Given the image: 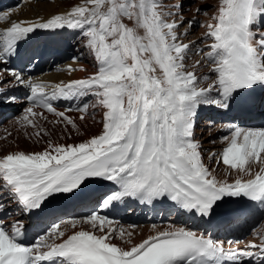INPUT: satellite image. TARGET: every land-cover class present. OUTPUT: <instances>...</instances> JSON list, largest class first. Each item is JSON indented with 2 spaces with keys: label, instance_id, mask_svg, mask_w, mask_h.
Masks as SVG:
<instances>
[{
  "label": "snow or ice",
  "instance_id": "obj_1",
  "mask_svg": "<svg viewBox=\"0 0 264 264\" xmlns=\"http://www.w3.org/2000/svg\"><path fill=\"white\" fill-rule=\"evenodd\" d=\"M205 2L194 0L187 20L175 0H77L48 17L18 21L12 20L15 8L0 11L6 25L0 29V103L15 102L10 88L28 89V106L12 125L45 144L35 152L0 149V213L7 201L31 215L58 197L89 209L47 226L31 244L23 242L22 220L6 224L0 216V264H264V228L253 231V240H228L227 248L175 226L135 242L133 231L103 213L124 199L167 203L209 224L230 199L264 210V127L240 125L264 116V0H218L211 22L200 25L205 31L184 43ZM64 30L77 34L94 62L92 75L50 85L7 66L34 35ZM45 55L34 49L28 62ZM88 96L94 101L76 109L53 104ZM90 108L102 112L99 134L75 144L52 140L48 125H62L61 138L70 137V129H80L68 113L78 111L83 121ZM203 109L227 120L221 127L230 132L207 162L195 137ZM214 124L209 120V129ZM5 131L4 139L12 136ZM96 181L115 187L94 196L90 185Z\"/></svg>",
  "mask_w": 264,
  "mask_h": 264
},
{
  "label": "bare ground",
  "instance_id": "obj_2",
  "mask_svg": "<svg viewBox=\"0 0 264 264\" xmlns=\"http://www.w3.org/2000/svg\"><path fill=\"white\" fill-rule=\"evenodd\" d=\"M180 1L181 0H175V2L178 3H180ZM31 2L25 3L19 8H16V0H0V10H8L13 6L16 11L12 16V20L15 21L34 19L37 15L43 18L48 17L50 14L59 13L68 9L70 6L74 5L77 0H33ZM213 4L215 5H210L208 10H206L209 15H205V18H203V25L211 22L210 17L216 9L218 0ZM5 26L6 25L3 22H0V29ZM37 48L45 51L46 55L43 58H38L33 63H29L28 57L31 55L32 51ZM73 56L76 57L75 61H73L72 59ZM188 62L191 63V60H189ZM7 66L15 68L18 71L23 69V75L26 79L31 78L32 80H35L37 82H44L50 85H55L58 83H67L74 79H83L87 76L92 75L95 71V65L93 60L86 54H83V50L81 49L77 34L68 30H64L63 32L56 34L38 33L34 35L32 39L21 44L19 55L13 58ZM69 66H71V68L75 70L68 71ZM26 69L32 72L33 76L28 77L25 73ZM203 72H206V69L201 70V72H199L198 74H202ZM28 91V89L22 86H18L15 88H10L9 94L15 96L17 100L22 99V102L25 104V107H27L28 101L26 100V95L28 94ZM93 101L94 97L88 96L86 98L71 101L60 99L58 101H53V104L55 107H57L58 110L63 111L69 107L76 109L83 103H92ZM37 110L39 111V109ZM48 115L51 119V114ZM68 115L76 119L80 131L76 132L70 129L71 136L69 137L67 133H64L63 138H61L63 126L61 125L53 129L51 125H48L47 127L51 132V138L53 141L59 142L61 144L80 143L93 135L99 134V132L102 130V125L99 123V121L102 119V112L100 109L90 108L88 110V115L86 119L83 121L79 119L80 113L78 111H70ZM209 120L215 121L216 124L228 123L227 120L222 121L213 109H203L199 113L195 128V137L197 140H199L201 144V152L203 154L205 162H207V157L210 152H220L222 151L223 147L226 146L224 145L221 148V146H217L214 144V135L217 134V130L221 131L223 135H230V132L226 128H222L220 125H214V127H211V129H209ZM240 125L242 127L260 128L264 127V122L262 123L261 120H253L250 122L244 121ZM1 127L3 126L1 125L0 128ZM7 130H9V128H7ZM44 139L47 140L48 138L45 137ZM217 142H221L220 137L217 139ZM223 144H225V142ZM44 147L45 144L43 142L36 143L34 140L26 138L23 132L14 133L12 134V137H9L8 139H0V149L4 151L20 150L25 152H35L42 151ZM212 166H217L215 161L213 162ZM225 167L226 166H224L221 161V163L219 164L221 175H223V170L225 169ZM111 188H113V186H110L107 190L99 193L97 196L104 195L106 192H109ZM53 199L54 198H50V200L46 203L42 211L38 213L33 212L31 215H22L21 212L16 208L15 204L6 201L7 207L5 209V212L0 213V216L3 217L6 224L11 223L14 219L22 220L23 223L26 225V232L23 242L25 244L35 243L36 237L42 233L33 227V223L36 221L38 214L44 215V213L46 212V208ZM79 210H83L86 213L89 209L87 206L84 205ZM103 213L110 215V217L114 221L118 222L119 225L125 227L130 231H133L135 233V242H139L140 240L147 238L149 235H154L158 230H165L169 226L191 228L195 231L206 233V235H210L212 238H215L219 241H234L233 231H229V238H226V233H222L221 231L218 233L207 232L206 230L199 229L197 225L189 221L188 219H191L190 216H188L187 218L185 215H182L180 212L177 211L169 210L168 212H161L160 215L158 213H154L152 217L146 221V217L144 214H142V210H139L132 204V199H124L122 201H119L117 202L116 208L104 209ZM78 215L79 214H76V211H74L66 217L63 216V218L59 221V216L49 217V220L46 221L44 228L46 230L47 226L51 225L52 223H59L63 220H68ZM259 216H251L246 218L245 220L234 222L232 227L243 226L250 219L252 220L249 222V224H253L256 221L254 219H257ZM261 228H264V219L259 229Z\"/></svg>",
  "mask_w": 264,
  "mask_h": 264
},
{
  "label": "rangeland",
  "instance_id": "obj_3",
  "mask_svg": "<svg viewBox=\"0 0 264 264\" xmlns=\"http://www.w3.org/2000/svg\"><path fill=\"white\" fill-rule=\"evenodd\" d=\"M19 2H17L15 4V7L19 4L20 6L25 4V3H28L29 1L31 0H17ZM27 1V2H26ZM33 1V0H32ZM57 1V0H55ZM217 0H206L205 4L204 5H201V8H202V12L199 16L196 17L197 21H198V24L196 26H194L192 29L189 30V35L187 36V38H182L183 39V42L184 43H187L189 42L190 40H197L198 37H200L201 33L203 31H205L204 28H201L200 25H203L202 24V20L203 18H205V13L208 14V12H206V10H208V8L210 7V5H215L213 4L214 2H216ZM165 2H168V0H165ZM33 3V2H31ZM180 3L183 4V12H184V18L187 20V19H190L192 17V9L194 8L195 4H194V0H181ZM191 8V9H190ZM189 11V12H188ZM191 12V13H190ZM209 15V14H208ZM185 29L184 28H181L180 31L183 32ZM200 33V35H199ZM202 46V45H201ZM17 105V106H16ZM25 107V104L22 102V99H15V102L14 103H0V117H1V120H0V126L2 125L3 127L0 128V139H4V137L7 135V132H5V129L9 128V131L12 132V134L14 133H19L17 132L12 126V122L14 120L17 119V117H19L23 112L22 109H24ZM10 113V114H9ZM9 118V119H8ZM12 118V119H11ZM208 120V119H206ZM9 121V122H8ZM206 122V121H205ZM7 123V124H6ZM9 124V125H8ZM11 124V125H10ZM214 125H220L221 124H214ZM5 127V129H4ZM7 127V128H6ZM214 127V126H212ZM12 129V130H11ZM2 130V131H1ZM4 131V132H3ZM29 131H31V129H29ZM197 131V130H196ZM4 134H2V133ZM23 131H20V133H22ZM217 134L214 135V144L217 145V146H221V148L226 145V144H221L219 145V143H224V141L221 140V137L223 136H228L227 134L226 135H223L221 133V131L217 130L216 132ZM2 134V135H1ZM220 134V135H219ZM12 137V136H11ZM220 137V141L221 142H217V139ZM261 227V226H260ZM247 235H250V234H246ZM246 236H244L246 238ZM250 240H253L251 237H250ZM249 240V241H250ZM243 244V243H242ZM237 245L234 244V247H236Z\"/></svg>",
  "mask_w": 264,
  "mask_h": 264
}]
</instances>
